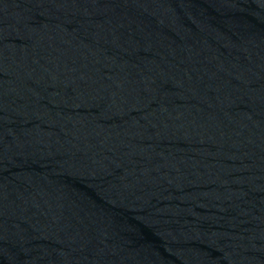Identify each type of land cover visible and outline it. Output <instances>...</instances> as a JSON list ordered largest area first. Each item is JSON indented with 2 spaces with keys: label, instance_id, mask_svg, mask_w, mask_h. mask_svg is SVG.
<instances>
[{
  "label": "water",
  "instance_id": "95a60500",
  "mask_svg": "<svg viewBox=\"0 0 264 264\" xmlns=\"http://www.w3.org/2000/svg\"><path fill=\"white\" fill-rule=\"evenodd\" d=\"M0 264H264V0H0Z\"/></svg>",
  "mask_w": 264,
  "mask_h": 264
}]
</instances>
